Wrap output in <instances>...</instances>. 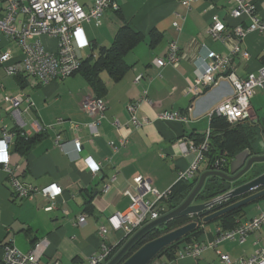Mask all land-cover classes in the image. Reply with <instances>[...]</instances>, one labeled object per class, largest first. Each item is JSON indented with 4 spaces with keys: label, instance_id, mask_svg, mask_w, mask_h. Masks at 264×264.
Returning <instances> with one entry per match:
<instances>
[{
    "label": "crops",
    "instance_id": "crops-1",
    "mask_svg": "<svg viewBox=\"0 0 264 264\" xmlns=\"http://www.w3.org/2000/svg\"><path fill=\"white\" fill-rule=\"evenodd\" d=\"M93 1L77 0L86 8ZM184 1L113 0L118 8L110 6L105 10L102 25L83 23L87 44L80 46L75 41L81 61L96 59L102 48L112 45L123 25L142 35L124 55L129 68L119 79L103 68L96 85L82 70L41 84L37 78L9 76L0 68V137L6 131L14 133L9 141L10 167L28 185L44 188L57 184L63 188L56 208L45 210L49 200L41 194L33 199L14 195L10 174L0 166V263L5 245L12 244L23 253H30L38 242H43L42 264L88 262L100 249L101 225L108 227L110 243L123 236L122 232L111 230L108 217L127 210L131 203L127 192L137 191L136 176L149 178L163 192L171 189L179 174L194 163L197 153L185 154L184 146L206 134L210 129V112L234 89L229 80L223 79L214 87L201 84L202 92L197 96L187 91L190 82L196 81V61L200 56H207L209 51L218 55L230 53L227 42L210 35L209 26L217 17L226 24V32L233 34L238 25L246 28L249 19L232 16V0H191L188 5ZM251 1L264 20V0ZM2 8L0 3V14ZM174 22L179 23V28ZM41 42L47 51L57 50V39L42 36ZM173 42L180 50L178 64L157 66L155 60L166 58ZM4 47L21 57L15 41H7ZM240 47L247 56L234 55L231 65L239 78H246L264 66V33L248 32ZM145 92L152 103L143 102L138 117H146L150 122L135 127L130 122L128 106ZM6 95L24 98L20 104L23 121L14 117ZM96 95L107 102V109L98 134L92 136L88 127L92 118L82 104L86 97ZM251 105L252 118L248 121L264 127V88L256 90ZM165 111L179 112L187 120L159 119L158 115ZM15 129L26 136L42 134L26 152H21L16 148ZM58 137L61 145L57 143ZM120 138H128L129 142L114 152L111 143H118ZM76 139L82 142V152L76 150ZM87 156L101 165L98 173L89 170L84 160ZM207 166L205 157L199 176L208 171ZM263 203L264 198L246 207L238 222L245 223L264 211ZM81 215L86 216L83 225L78 224ZM202 226L205 228L195 242L181 246L174 259H162L169 264H226L218 252L229 254L231 261L237 262L264 249V225L242 243L218 241V230H228L219 223L212 221ZM195 243L207 246L199 257L186 253V248Z\"/></svg>",
    "mask_w": 264,
    "mask_h": 264
},
{
    "label": "built area",
    "instance_id": "built-area-1",
    "mask_svg": "<svg viewBox=\"0 0 264 264\" xmlns=\"http://www.w3.org/2000/svg\"><path fill=\"white\" fill-rule=\"evenodd\" d=\"M191 0L184 1L190 4ZM235 6L232 16L235 18H248L249 24L246 28L238 25L234 28L233 34L226 32V24L217 17L209 26L210 35L220 41L227 42L230 53L228 55H218L214 51H209L207 56H200L196 61L197 78L190 82L187 89L188 93L194 96L199 95L202 90L200 85L209 87L217 86L221 80L227 79L233 84V93L228 98L221 101L210 112V118L214 115L226 118L230 123L248 121L252 118L251 98L259 88H264V66L257 72L250 73L246 78H239L232 70V59L236 54H241L240 41L244 39L248 32L258 31L264 33V20L256 12V6L251 0H232ZM2 13L0 14V68H3L7 75L12 77H32L37 78L41 84H46L52 80L66 78L81 67V59L75 49V41L80 46L87 44L84 37L83 23L94 22L96 26L103 23L105 10L112 6L118 8L113 0H94L93 4L86 8L77 0H0ZM174 26L179 28V23L174 22ZM42 36H49L57 39V50L47 51L42 42ZM15 41L21 50V57L5 48L7 41ZM179 47L176 42L170 45L166 58L156 59L157 66L177 65L180 60ZM247 56L245 52L242 53ZM137 78V80H139ZM147 93L135 100L128 106L130 122L135 127L148 124L150 120L146 117H138V110L143 102L152 103L146 96ZM22 96H5V101L10 104L12 113L20 121V104L23 102ZM32 103L31 101H28ZM83 109L92 118L88 124L92 136L98 134L99 126L105 118L107 102L96 96H88L83 101ZM161 120H182L187 117L179 112L165 111L158 115ZM23 121V120H22ZM75 128L78 124L73 125ZM41 128H38L40 130ZM12 132H5L0 137V166L10 174V184L14 195L18 198L33 199L41 194L49 200L45 210L56 208L59 198L63 194V188L57 184L40 188L28 185L18 179L12 167H10L9 141ZM210 129L205 134L201 143L191 141L184 146V153L196 152L197 156L194 163L187 170L179 174L178 180H191L198 175L201 164L204 162L205 154L209 150ZM128 138H120L118 143H111L114 152L127 146ZM57 143L61 145L58 137ZM75 147L78 152H82L83 145L78 139L75 140ZM85 163L89 170L96 174L101 170V165L92 157H85ZM225 159H217L214 162V170L223 166ZM136 193L127 192L131 197V203L126 211L116 212L108 217V223L114 232H122L123 236L115 243L108 240L109 229L101 225L99 234L101 245L99 251L90 257L88 262L83 264H104L112 254L114 248L123 240L130 238L146 224L160 218L166 211L162 202L167 199L171 189L159 191L152 185L149 178L142 175L134 178ZM107 188V187H106ZM218 198V197H217ZM216 198V199H217ZM230 199H224L210 206H220L227 203ZM67 212V210H65ZM201 219V218H200ZM196 221L204 225L202 219ZM86 216L81 215L78 224L83 225ZM264 225V211L245 223L237 225L233 229L218 230L217 240H236L244 242L248 235L256 232ZM216 240V242H217ZM43 242H38L30 253H23L12 244L5 245L4 255L0 264H42L40 261V250ZM206 245L195 243L186 249L187 255L199 257ZM221 261L226 264H264V249L258 250L250 258H242L237 262H232L230 255L218 252ZM182 255V253L180 254ZM152 264H169L161 259H155ZM60 264V263H57Z\"/></svg>",
    "mask_w": 264,
    "mask_h": 264
},
{
    "label": "trees",
    "instance_id": "trees-1",
    "mask_svg": "<svg viewBox=\"0 0 264 264\" xmlns=\"http://www.w3.org/2000/svg\"><path fill=\"white\" fill-rule=\"evenodd\" d=\"M153 33H156V31ZM152 35L155 39V34ZM142 38V35L139 32L134 31L129 25H123L118 30L112 45L110 47L102 48L96 59L89 57L83 60L78 71L82 70L93 84L98 81L99 70L103 68L107 69L114 79H119L129 68L124 60V55ZM96 83L94 85H96ZM96 97L101 96L96 95ZM263 131L264 127L253 121L230 123L226 118L214 115L211 118L210 123L209 150L205 154V157L208 159V171L215 169L214 162L217 159H225L223 166L219 169V171H228L231 161L242 151L249 149L253 154H257L259 142L261 140L264 141ZM40 134L42 133L33 136H26L22 134L21 130L15 129V144L17 146V150L26 152ZM204 137L205 135L195 138V142L201 143L204 140ZM262 172H264V163L257 164L244 178L241 179V181L248 180ZM199 178L200 176L198 175L191 180L181 179L173 185L169 197L162 202V205L166 209L165 213L173 210L184 202V200L194 190ZM225 184L226 183H223V179L218 176H208L202 189L196 195L195 200L197 202H206L216 198L221 194ZM236 201L237 199L235 198L230 199L227 203L213 207L212 210L216 211L218 208H223L224 206L230 205ZM245 208L246 207L234 209L218 217L213 222L219 223L225 229H233L237 225L241 224L238 222V217L242 215ZM199 216L200 214L192 217H179L163 224L160 227L151 229L127 251L118 264L123 263L147 242L176 228L184 226L192 220L200 222L201 219ZM204 228L205 226L199 224L195 230L187 234L185 237L163 249L155 259L158 258L163 260L162 257L169 260L174 259L180 247L183 245L185 246V244L187 245L195 242L202 234ZM127 240L128 239L123 240L114 248L112 254L104 264L110 261L118 253ZM152 263L153 262L150 264Z\"/></svg>",
    "mask_w": 264,
    "mask_h": 264
},
{
    "label": "water",
    "instance_id": "water-1",
    "mask_svg": "<svg viewBox=\"0 0 264 264\" xmlns=\"http://www.w3.org/2000/svg\"><path fill=\"white\" fill-rule=\"evenodd\" d=\"M260 145L262 147H260ZM257 154H253L249 149L239 153L231 161L228 171L209 170L201 174L197 185L182 204L167 212L160 218L146 224L133 234L118 253L107 264H118L127 251L151 229L183 216L199 215L204 224L210 223L218 217L241 207H248L264 198V172L241 181L257 164L264 163V141L259 143ZM218 176L226 183L221 194L216 198L200 203H194L195 197L202 189L208 176ZM237 199L236 202L218 208L213 211L210 206L224 199ZM198 227L196 221H191L184 226L165 233L139 248L134 254L121 264H150L163 249L174 242L185 237Z\"/></svg>",
    "mask_w": 264,
    "mask_h": 264
},
{
    "label": "rangeland",
    "instance_id": "rangeland-1",
    "mask_svg": "<svg viewBox=\"0 0 264 264\" xmlns=\"http://www.w3.org/2000/svg\"><path fill=\"white\" fill-rule=\"evenodd\" d=\"M261 90V88L257 89V91ZM262 206H264V203L262 204Z\"/></svg>",
    "mask_w": 264,
    "mask_h": 264
}]
</instances>
